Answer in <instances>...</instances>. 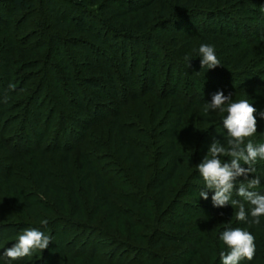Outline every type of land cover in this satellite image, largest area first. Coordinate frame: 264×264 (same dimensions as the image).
Wrapping results in <instances>:
<instances>
[{
    "label": "trees",
    "instance_id": "trees-1",
    "mask_svg": "<svg viewBox=\"0 0 264 264\" xmlns=\"http://www.w3.org/2000/svg\"><path fill=\"white\" fill-rule=\"evenodd\" d=\"M60 1L74 7L70 16L60 12L59 0H0V153L10 154L21 166L0 165V183L16 206L12 216L22 215L18 221H0V247L35 228L58 241L50 250L52 260L55 247L66 249L62 241L66 228L80 230L100 223L107 233L99 229L98 239L145 254V231H138L145 226L138 216L155 209L158 221L159 214L177 210L185 215L194 209L175 195L200 196L204 180L196 166L214 138L225 147L230 139L222 123L227 112L207 108L213 94L222 90L234 101L243 99L246 85L264 81V0ZM59 33L74 38L63 39ZM113 40L121 41L119 47ZM205 43L215 48L220 67L201 68L198 49ZM83 53L89 55L85 64L95 74L79 69ZM80 73L85 77L79 83ZM57 94L63 104L87 115L61 111ZM258 95L263 98L264 90ZM244 99L264 110V98ZM130 109L133 117L125 121L129 115L124 118V113ZM256 119L254 135L264 137V119L259 115ZM96 132L97 143L92 140ZM84 135H89L81 148L87 200L79 189L68 142H79ZM253 136L245 143H254ZM34 138V149L21 148ZM105 149L107 161L101 159L106 154L97 152ZM123 173L125 179L119 176ZM22 174L34 186L27 194ZM90 202L96 206L92 215L87 211ZM251 207L245 208L250 221ZM42 220L48 221L46 226ZM259 220L256 224L236 219L217 231V250L200 240L191 256L183 251L166 264H196L199 254L207 255L209 264H221L220 252L229 249L220 234L237 227L252 233L256 245L253 260L245 258L240 264H264V216ZM156 233L160 234L156 248H184L188 242L167 231ZM123 238L127 243H121ZM96 247L91 264L97 259ZM19 259L11 263L0 255L1 264H26V257Z\"/></svg>",
    "mask_w": 264,
    "mask_h": 264
},
{
    "label": "rangeland",
    "instance_id": "rangeland-1",
    "mask_svg": "<svg viewBox=\"0 0 264 264\" xmlns=\"http://www.w3.org/2000/svg\"><path fill=\"white\" fill-rule=\"evenodd\" d=\"M57 4H58V9L63 14H67L68 16H70L74 12V7L66 2H62L59 0V3ZM59 35L63 39L74 38V36L69 35L68 33H59ZM112 43H114L115 47H119L120 45L119 43H121V41L113 40ZM66 49L70 53L71 59L77 62L76 60L78 59L75 58L76 52L74 51L72 46H69V44H67ZM86 55L87 54L85 53H83L82 55H79V57H82V56L85 57L84 60H82L81 62H78L79 69L83 70V68H86L87 73H89L88 71L90 70V73L95 74L96 72L91 70V68H89V66L85 64L87 63V61H90L88 60L89 55L88 56ZM79 60L81 59L79 58ZM81 64H83V66ZM76 68L78 69L77 66ZM84 73L78 74L77 80L79 83H80L79 79L82 80L85 77ZM246 87L248 89L247 91L248 94L242 95L243 99L246 97L248 98L250 96L260 97V99L264 98V97L262 98L263 95H258V93L264 90V81H262L260 85H257V86L246 85ZM83 89L85 90V88ZM55 97H57L59 101V107H60L59 109L61 111H64V113H68L75 117H83L84 115H87V114L82 113L81 111H78V109L74 108L75 106H72V105L66 106L65 104H63L64 98L58 96V94ZM70 106H72L73 108H68ZM126 111L124 113V118L127 113H128L127 115L129 116L126 117L124 120L125 121L131 120V118L133 117L132 115L134 114V109H130V111L128 110ZM57 121L58 119L56 117L53 122V127L56 125ZM107 121H109V119H107L106 122ZM71 124L73 126L75 125L73 122H71ZM94 129H92L91 131H93ZM89 135L82 136L83 139L80 140L79 142L75 141L74 139L68 141L70 143V147L73 148V150L71 151V157L73 160L74 167H77L76 169L78 171L76 172L77 180L79 184V189L81 191V195L86 197V199L84 198V200H87L89 193H88V188L86 186V182L84 180L86 171H84V167L82 166L83 164L82 157L85 151L82 150L81 148L85 147L86 142L89 139L88 137L85 140V137ZM99 136L100 135L97 134V132L94 133V137L92 139L93 142L97 143V140L100 138ZM253 138L256 139L255 142L253 143L254 145L259 146L261 144H264V141H263L264 137H262L261 135L259 136L258 134H256L253 136ZM50 139H52V137L49 138L46 142H44L43 146L44 145L46 146L49 142H51ZM36 140L37 139L34 138L32 143L30 142H27L26 144L23 143L22 145L23 147L21 148L28 149L31 147L32 149H34L35 147L34 145L37 144ZM97 152L100 153L101 155H104L106 154V149L97 150ZM107 157L108 156L106 154L105 156H102L101 159L105 160ZM27 158H29V156L25 157V159ZM230 159H231L230 157H226L225 159L222 157V160H225L226 162H230ZM18 163L19 162L17 160H14V157L11 156L10 154L8 155L5 153H0V165H3V164L9 165V166L14 165L16 167ZM18 167L21 168L20 165H18ZM244 167H247V166L245 165ZM254 167L256 171L254 174H249L248 179H254L256 178V176L260 177L261 179L260 185L253 190L256 191L257 193L258 192L264 193V160L258 159ZM16 171L17 173H21V170L20 171L16 170ZM126 175L127 174L123 173V174H120L119 176L121 177V179H125ZM1 176L2 175H0V179H2ZM23 177H25V180L22 181V183L24 184H21V185H22V189L25 190L24 193L27 194L28 192H30L32 185L31 183H28V181H26L28 178L26 177V175L22 174L20 178H23ZM17 180H18V176L16 177V181ZM243 181H244V178L240 177L239 182H243ZM201 187L205 189V184H203V186ZM237 191H238V184H237V187L233 191V199H236L240 201L241 203H243L246 208L247 206L250 205V203L245 201L242 197H239L238 195H236ZM122 192H125V191H122ZM210 194L214 195V192L210 191ZM8 196H9L8 191L4 187L3 183H0V221L10 222L11 219L18 221V218L21 217L22 215L21 213L17 212L15 214L16 215L15 218L12 216V214L16 212V209H15L16 206L14 205L13 200L9 198ZM175 198L177 200L179 199L184 202L191 203L192 207L195 210L191 209L185 215H181L177 210H175V212H173L172 215H161L160 216L159 214L158 221L156 220L157 211L155 209H152L149 215L145 213V215H141L140 217L138 216V220L140 221V223H143L145 226L144 230L143 228L138 230L139 233H142L145 231V251L143 250L145 254H143L142 251L139 254L137 253L132 254L133 252L131 249L123 248L124 244H112L115 242H112L109 240L98 239V237L101 235V234H98L97 232L99 231V229H101V231L104 233H107V232L104 226H102L100 223H95L94 226H91L90 224L87 226L91 228H83L80 230L78 229L71 230L70 228H66V230H68L67 235H65L62 238L64 248L66 247V249L64 251H61L60 248L57 249V247H55L53 251L54 257L52 260H50V254H51L50 250L52 249L53 245L54 246L56 245L57 240H54L55 239L54 236L51 235L50 232H48L47 235H50L52 237V241H51V244L49 245V248L44 251L35 250L32 252L30 256L26 257V259H24L23 261L26 264H91L90 255L95 245H98L99 247L94 248L98 250L97 259L95 260L94 264H104L105 262H107L108 264L111 261L114 263H121V264H127L129 262H131V264H137L140 261H142V263L144 264H166L168 262H173L175 260V257L173 258V256L176 254H182L183 251L189 252L188 254L185 253L184 254L185 256H191L190 252L196 251L197 242L200 240H203V241L205 240L203 242L205 245H209L213 249L217 250L216 249L217 245L214 241L217 231L220 230V228L223 227L224 225L236 220L235 213L239 211V207L237 206L234 209L231 205H229L227 207L217 209L213 206L212 197H209L208 200H204L203 198L201 200L200 196L182 199L180 198V195L177 194L175 195ZM89 205L90 206H88L87 211L89 212V215H92L94 211L96 210V206L94 205L93 202H90ZM231 211H232V215H231ZM165 223H172L173 227L167 228ZM124 225H126V222ZM88 229H91V230H88ZM156 229L167 231V233L170 235H176L178 237L185 238L188 242L184 246V248H180L177 246H167V247L165 246L163 248H156L154 244L156 243V240L158 239V236L160 235L156 233ZM205 238L208 239V241ZM17 241H18L17 239H12L10 241H7L4 244V246L0 247V255H3L6 248L12 247L13 244ZM121 243H127V239L123 238V240H121ZM3 258L5 259L4 255H3ZM15 261H20V259L19 260L17 259ZM15 261L14 262L10 261V262L15 263ZM101 261H103V263H101ZM195 262L196 264H209L210 259L205 254H199L196 256Z\"/></svg>",
    "mask_w": 264,
    "mask_h": 264
},
{
    "label": "clouds",
    "instance_id": "clouds-1",
    "mask_svg": "<svg viewBox=\"0 0 264 264\" xmlns=\"http://www.w3.org/2000/svg\"><path fill=\"white\" fill-rule=\"evenodd\" d=\"M198 54L202 69L210 70L221 66L213 46L201 44ZM185 59L189 60V57ZM189 67H191L190 63ZM207 108L212 111L227 112L222 123L230 139L227 141L228 146L225 147L221 141L214 138L207 155L196 166L205 184V190L200 191V197L208 200V192L213 191L212 203L215 208L231 205L235 209L238 206L239 211L235 213L236 219L245 223L259 224V218L264 216V195H260L253 189L260 185L261 179L258 176L254 179H248V177L249 174L255 173L254 165L257 160H264V144L256 146L250 140L245 144V140L257 133L256 117L259 115L261 119H264V110H258L247 99L234 101L232 94L226 96L222 90L213 94ZM221 157H230V162L222 160ZM245 165L247 167H244ZM240 177L244 178L243 182H239ZM237 184L236 195L252 205L251 221L245 205L233 199V191ZM41 223L46 226L48 221L42 220ZM219 238L229 249L227 253L220 252L221 264H240L245 258L248 261L253 260L256 245L255 238L249 231L239 227L229 228L223 231ZM51 241L50 235L35 228H28L23 231L12 247L6 248L3 255L10 261H15L30 256L35 250H47Z\"/></svg>",
    "mask_w": 264,
    "mask_h": 264
}]
</instances>
